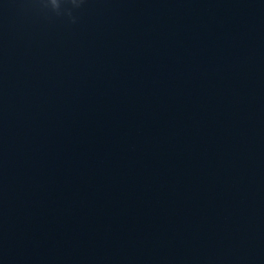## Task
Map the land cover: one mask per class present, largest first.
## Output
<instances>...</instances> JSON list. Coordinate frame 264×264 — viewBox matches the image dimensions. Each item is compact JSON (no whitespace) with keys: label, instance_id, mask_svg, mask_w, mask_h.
Returning a JSON list of instances; mask_svg holds the SVG:
<instances>
[{"label":"water","instance_id":"water-1","mask_svg":"<svg viewBox=\"0 0 264 264\" xmlns=\"http://www.w3.org/2000/svg\"><path fill=\"white\" fill-rule=\"evenodd\" d=\"M0 264H264V0H0Z\"/></svg>","mask_w":264,"mask_h":264},{"label":"clouds","instance_id":"clouds-1","mask_svg":"<svg viewBox=\"0 0 264 264\" xmlns=\"http://www.w3.org/2000/svg\"><path fill=\"white\" fill-rule=\"evenodd\" d=\"M58 6H59V3H58Z\"/></svg>","mask_w":264,"mask_h":264}]
</instances>
